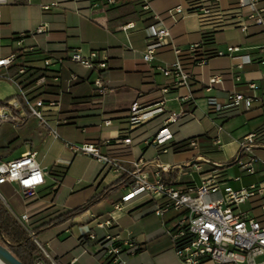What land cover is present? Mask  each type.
I'll return each instance as SVG.
<instances>
[{"label":"crops","instance_id":"0c3cea01","mask_svg":"<svg viewBox=\"0 0 264 264\" xmlns=\"http://www.w3.org/2000/svg\"><path fill=\"white\" fill-rule=\"evenodd\" d=\"M90 1L9 0L2 7L0 58L15 53L16 65L46 70L48 78L44 84L28 86L24 91L32 101L57 103L42 109L49 127L38 119L32 124L30 117L17 127L21 131L8 135L6 141H2L1 129L0 162L36 152L46 171L45 185L29 200L17 185H0V198L10 212L31 232L43 222L86 204L120 179L96 159L74 153L66 141L79 145L95 143L104 152L126 161L143 158L165 168L173 167L162 173L166 180L173 178V184L180 189L189 183L200 184L217 166H226L229 178L238 177L230 182L234 188L264 186V170L247 175L230 166L237 159L244 137L255 133L258 140V132L264 127V110L227 105L233 91L252 93L253 83L262 88L258 94H264V27L248 18L238 0H202L210 10L207 16L193 0H150L149 9L144 0H117L112 6L102 4L99 8H91ZM53 3L59 4L49 11L42 9ZM177 6L183 8L184 14L177 15L174 21L168 10ZM261 6L264 7V0ZM150 22H161L171 34L155 51L153 60L146 62L145 28ZM43 24L48 25V32L30 35ZM128 25L134 27L123 30ZM243 26L247 28L245 32ZM225 32H235L237 36L228 42L220 41ZM23 33L28 37L19 45L17 41ZM224 47H240L237 54L243 60L249 58L251 63L239 69L241 60L214 54ZM65 49L81 50L85 55L96 51L100 58L105 57L108 69L104 77L111 81L112 90L100 96L93 85L97 72L69 59L49 68L44 66L46 58L51 54L63 56ZM178 59L192 76L188 86L177 85L174 77L161 71ZM198 61H203V65L198 66ZM5 73L0 69V80L7 82L0 84V101H6L16 116H29L19 89L1 77ZM8 74L12 75L10 71ZM72 75L76 79L71 81ZM215 76L222 82L208 88L206 82ZM209 97L217 98L225 107L216 111L208 105ZM136 102L145 106L163 103L165 112L131 128L129 112ZM181 112L178 122H166L170 114ZM107 120L110 125L105 126ZM163 128L167 129L163 135L171 134V139L158 143L156 138ZM127 137L132 139L130 144L124 143ZM106 141H110L108 146H104ZM262 147L258 153L264 157ZM179 166L183 168L179 170ZM123 195L122 188L109 191L86 213L42 231L35 241L45 253L44 264H104L107 258L97 256L100 241L85 235L89 229L97 238L105 233H119L141 245L140 252L123 257L126 264H182L170 237L164 234L163 221L170 220L171 214L162 219L155 213L162 201L140 196L122 210H115ZM261 203L260 197H254L240 210L260 218ZM98 220H112L114 226L110 230L97 228Z\"/></svg>","mask_w":264,"mask_h":264},{"label":"built area","instance_id":"2783aa9c","mask_svg":"<svg viewBox=\"0 0 264 264\" xmlns=\"http://www.w3.org/2000/svg\"><path fill=\"white\" fill-rule=\"evenodd\" d=\"M9 0H0V20L2 17V7ZM117 0L90 1L91 8L112 6ZM150 0H144L145 8L149 9ZM194 5L205 16L210 14V10L204 6L202 0H193ZM52 5H43L44 11H49ZM239 7L248 12V18L256 25L264 27V7L261 6V0H238ZM170 17L176 21L177 15L184 14L181 6L168 10ZM134 25L123 27V30L133 28ZM49 28L47 24L40 25L30 35L45 34ZM147 48L144 54V61L150 62L154 58L155 51L161 47L170 36V30L161 22H150L146 25ZM246 31L245 26L242 27ZM27 33L21 34L17 43L22 45ZM240 47H227L226 51L216 50L215 55L219 57L229 56L232 59L241 60L237 68L242 69L244 65L251 63V60H243V56L237 53ZM63 56L50 55L44 60L46 68L54 63L62 64L65 60L81 65L84 69L96 71L97 77L93 85L100 96H104L112 90L111 81L104 77V72L108 69L107 59L100 58L99 53L92 51L89 54H83L81 50L69 51L63 50ZM264 55V48L261 49ZM18 60L17 54H11L8 57L0 58V69L6 71L2 78L13 83L24 97L29 109V116L18 117L8 106L0 104V132L4 123H12L19 127L27 122L30 117L37 118L41 123L49 127L44 118L42 109L45 106L54 107L56 102L45 103L41 99L30 100L21 82L16 76L8 74V71L16 66ZM203 65V61L196 63ZM27 67L18 69V74H24ZM165 76H172L176 79L179 86H188L191 81V74L188 73L181 61L178 59L170 67L162 68ZM46 76L36 80L35 86L46 82ZM76 79L72 75L71 81ZM235 80L240 81L239 77ZM222 80L215 76L210 78L206 85L212 88ZM252 93L244 94L233 91L228 98V106H243L246 109L259 107L264 110V94H258L262 90L259 84H251ZM208 105L216 111L222 110L225 105L221 104L217 98L209 97ZM163 103L145 106L138 102L134 103L129 112V125L135 127L145 120L153 118L157 114L164 113ZM183 113L170 114L166 120L167 123H176L182 117ZM105 126L110 125V121H105ZM167 131L163 128L157 135L158 143H165L171 139V134L163 135ZM53 136L59 139L58 134L51 129ZM132 139H124L125 144H130ZM110 141H106L104 146H108ZM66 145L74 152L87 155L96 159L104 166L109 167L116 175L128 177V183L122 187L124 195L120 202L114 206L115 210H122L124 205L140 196H149L151 200L162 201L155 209L157 216L165 219L171 214L170 220L163 221L164 234L170 237L173 248L182 264H264V186L250 185L234 188L231 185L226 166L214 167L212 173L206 177L200 184L189 183L180 189L174 184H169L163 179L162 172L172 171L173 167H162L143 158L133 161H126L108 152L103 151L101 145L95 143L75 144L66 141ZM192 145L194 143L192 142ZM263 150L262 145L257 143V135L251 133L244 137L240 142L239 154L236 159V167L244 174L253 175L256 173V167L259 164L264 165V157L259 155ZM198 169L199 165H193ZM179 166L178 169H182ZM12 183L18 186L25 199L29 200L36 196L38 190L46 183V171L37 160L36 152H28L19 158L0 162V185ZM254 197H260L262 203L260 211L262 216L257 218L250 212L240 210V206ZM26 219V216L23 217ZM114 226L112 220H98L96 227L110 230ZM85 235L91 239H98L101 243L100 252L112 264H126L123 257L135 255L142 247L134 240L124 239L119 233H105L102 236H95L91 230H87ZM183 244V246H179ZM44 253V252H43ZM45 255V253H44ZM35 264H44L42 259Z\"/></svg>","mask_w":264,"mask_h":264},{"label":"trees","instance_id":"16d2710c","mask_svg":"<svg viewBox=\"0 0 264 264\" xmlns=\"http://www.w3.org/2000/svg\"><path fill=\"white\" fill-rule=\"evenodd\" d=\"M23 66L24 65L22 64L16 65L9 70L11 74L13 76H16V78L21 82L23 88L34 85L36 80L42 76H46V78H48L46 70L34 68H27L24 74L19 75L18 69ZM0 104L6 106L7 102L0 101ZM258 133L259 138L257 140V143L264 146V127ZM236 162V160L232 161L230 163V166H235ZM256 170H264V165L259 164L256 167ZM162 176L163 179L167 181V183L173 184V178H171L170 180H166V177L163 173ZM127 183L128 177H121L113 185L105 189L101 194H98L86 204L79 206L73 210L65 211L58 216L43 222L38 228L33 229L31 232L10 212V210L5 206L0 198V244L4 247H7L13 254L22 259L25 264H35L37 260L44 257V253L41 247L35 241L36 237L42 231L51 230L58 225L67 223L70 220L86 213L102 198L105 193L109 191H117ZM171 245L173 246L172 241ZM179 246H183V244L180 243ZM141 250L142 248L138 252H140ZM97 256L101 259L103 257V252H99ZM103 262L104 264H109L110 260L107 259Z\"/></svg>","mask_w":264,"mask_h":264},{"label":"rangeland","instance_id":"374dc122","mask_svg":"<svg viewBox=\"0 0 264 264\" xmlns=\"http://www.w3.org/2000/svg\"><path fill=\"white\" fill-rule=\"evenodd\" d=\"M243 32H245V31H243ZM237 36V33H235V32H225V33H222L221 35H220V41L222 40V41H230L231 39H233V38H235ZM231 46V45H230ZM226 49H227V47H224V48H222V49H219L220 51H226ZM3 83H7L6 81H4L3 79L2 80H0V84H3ZM37 118H35V117H32L31 118V123L33 124V123H35V120H36ZM21 130L20 129H18L16 126H14L13 124L11 125V127H10V125H5L4 124V126H3V128H2V133H1V137H2V141H6V139H7V137H8V135H10V134H17V133H19Z\"/></svg>","mask_w":264,"mask_h":264},{"label":"water","instance_id":"95a60500","mask_svg":"<svg viewBox=\"0 0 264 264\" xmlns=\"http://www.w3.org/2000/svg\"><path fill=\"white\" fill-rule=\"evenodd\" d=\"M0 255L8 259L9 261L15 263V264H25V262L20 259L18 256L13 254L7 247H4L0 244Z\"/></svg>","mask_w":264,"mask_h":264},{"label":"bare ground","instance_id":"6f19581e","mask_svg":"<svg viewBox=\"0 0 264 264\" xmlns=\"http://www.w3.org/2000/svg\"><path fill=\"white\" fill-rule=\"evenodd\" d=\"M0 264H15V263L9 261L8 259L3 257L2 255H0Z\"/></svg>","mask_w":264,"mask_h":264}]
</instances>
